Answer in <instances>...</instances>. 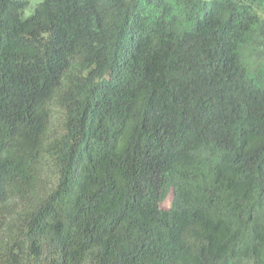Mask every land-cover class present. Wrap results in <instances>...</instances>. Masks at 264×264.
Masks as SVG:
<instances>
[{"label": "trees", "instance_id": "1", "mask_svg": "<svg viewBox=\"0 0 264 264\" xmlns=\"http://www.w3.org/2000/svg\"><path fill=\"white\" fill-rule=\"evenodd\" d=\"M30 3L0 0V264H264V0Z\"/></svg>", "mask_w": 264, "mask_h": 264}, {"label": "rangeland", "instance_id": "2", "mask_svg": "<svg viewBox=\"0 0 264 264\" xmlns=\"http://www.w3.org/2000/svg\"><path fill=\"white\" fill-rule=\"evenodd\" d=\"M37 0H30V5L24 9V16L29 15L33 10V5ZM169 203V198L163 203V206H167Z\"/></svg>", "mask_w": 264, "mask_h": 264}]
</instances>
